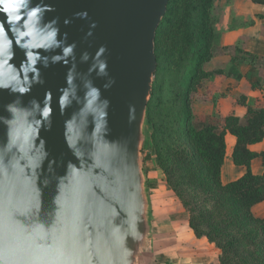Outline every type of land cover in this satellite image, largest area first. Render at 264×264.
<instances>
[{
  "label": "water",
  "instance_id": "water-1",
  "mask_svg": "<svg viewBox=\"0 0 264 264\" xmlns=\"http://www.w3.org/2000/svg\"><path fill=\"white\" fill-rule=\"evenodd\" d=\"M45 3L55 8L54 12L46 13L45 22L60 18L61 33L68 32L69 43L77 42L78 61L81 51L94 54L99 46H107L109 72L116 79L112 89L103 93L112 102L111 133L97 138V151L93 152L87 143L91 137L85 132L82 150L86 158L78 164L66 149L62 130L64 119L79 106L74 103L65 116H60L57 103V89L65 86L70 65L55 64L47 69L38 65L45 84L34 86L23 100L25 104L33 97L42 100L45 90H52L54 126L51 132L42 131L41 135L47 142L48 160L56 162L49 165L45 161L43 168L26 179L29 174L20 168L21 157L15 146L2 148L8 143V136L7 127L0 124V170L4 172L0 178V256L28 264H147L156 246L143 144L158 67L155 39L169 0H45ZM84 10L89 14L88 20L74 18V13ZM65 18L72 19V23L65 26ZM91 21L97 27L85 40ZM15 51L13 63L18 66L24 54L19 48ZM87 68V64H78L81 72ZM103 82L95 79L97 86ZM79 94L82 96L83 92ZM14 98L7 90H0V115L8 116L3 105ZM129 104L137 107L132 124L128 123ZM86 116L87 113L79 118L82 128L87 123ZM18 124L22 138L26 126L23 119ZM114 140L120 144L108 143ZM68 160L81 169L76 177L66 176ZM38 224L48 237L43 247H37L29 237Z\"/></svg>",
  "mask_w": 264,
  "mask_h": 264
},
{
  "label": "trees",
  "instance_id": "trees-1",
  "mask_svg": "<svg viewBox=\"0 0 264 264\" xmlns=\"http://www.w3.org/2000/svg\"><path fill=\"white\" fill-rule=\"evenodd\" d=\"M215 2L169 0L155 39L158 67L146 125L156 168L189 212L196 235L215 243L221 264H264V218L253 212L264 201V172L251 168L255 158L264 164V152L249 148L264 139V107H250L247 123L230 115L223 127H199L190 102L191 92L211 75L205 64L220 38ZM227 131L237 137L234 162L247 171L224 183Z\"/></svg>",
  "mask_w": 264,
  "mask_h": 264
},
{
  "label": "clouds",
  "instance_id": "clouds-1",
  "mask_svg": "<svg viewBox=\"0 0 264 264\" xmlns=\"http://www.w3.org/2000/svg\"><path fill=\"white\" fill-rule=\"evenodd\" d=\"M54 11L55 8L45 3V0H39V3L35 4L33 0H0V14H2L0 18V90H7L9 95L15 97L3 105L8 116L0 115V124L7 127L8 136V143L2 148L7 149L9 144L15 146V150L21 157L18 161L19 166L29 174L26 179H30L31 174H35L37 169L43 168L45 161L49 165L56 162L55 159L48 160L47 142L41 135L42 131L51 132L54 126L52 90L46 89L42 100L33 97L27 104L23 100L27 94L31 93L34 86L45 84L41 67L47 69L55 64L70 65L65 76V86L57 89L59 93L57 103L60 116H65L67 109L74 103L79 106L70 117L64 119L62 130L66 149L75 161H78V164L86 158V153L82 150L86 143L84 141L85 132L91 137L87 143L91 144L93 152L97 151V138L108 136L111 133L109 110L112 102L103 93L112 89L116 84V79L109 72V62L105 55L108 48L106 45H101L94 54L87 50L81 51L78 61L77 42L69 43L68 32L61 33L60 18L57 16L45 22L46 13ZM73 16L81 20L89 19L86 10L76 12ZM63 23L65 26L70 25L72 19L65 18ZM96 27L97 23L91 21L84 37L85 40L93 35L92 30ZM14 44L15 48H19L24 54L18 66L13 63L16 57ZM41 50L48 55H44ZM78 64H87V71H79ZM93 74L95 79L104 81L101 86L96 85ZM81 91L82 96L79 94ZM136 111L135 104L128 105L129 124L135 121ZM85 113H87V123L82 128L79 118ZM21 119L26 126V132L22 138L17 130L18 121ZM108 143L119 145L120 141L114 140ZM91 158L94 162L95 157ZM78 164L73 160H68L66 176L79 175L81 169ZM3 175V170H0V178ZM29 237L36 242L37 247H43L48 239L39 224L31 229ZM0 264H28V262L5 260L0 256Z\"/></svg>",
  "mask_w": 264,
  "mask_h": 264
},
{
  "label": "crops",
  "instance_id": "crops-1",
  "mask_svg": "<svg viewBox=\"0 0 264 264\" xmlns=\"http://www.w3.org/2000/svg\"><path fill=\"white\" fill-rule=\"evenodd\" d=\"M217 5L221 9L216 23L220 38L213 58L205 65L211 75L199 86L201 98L195 102L200 126L212 123L223 127L230 115L247 123L250 107H264V0H216ZM225 141L221 176L228 183L242 177L247 168L233 159L237 137L227 131ZM249 148L264 152V139ZM251 168L255 174H262V159L255 158ZM148 177L150 185L155 177ZM158 185L159 191L151 196L156 251L147 264H221L220 249L191 229L189 212L172 197L173 190L166 181L160 180ZM253 212L264 218V201L255 204Z\"/></svg>",
  "mask_w": 264,
  "mask_h": 264
},
{
  "label": "rangeland",
  "instance_id": "rangeland-1",
  "mask_svg": "<svg viewBox=\"0 0 264 264\" xmlns=\"http://www.w3.org/2000/svg\"><path fill=\"white\" fill-rule=\"evenodd\" d=\"M215 7L216 8L214 9L213 17L217 18V20H218L219 19L218 17H220V14H221V11H220L221 9H220V6H218V5L215 6ZM219 12H220V14H219ZM217 44L214 46L215 49H216ZM215 49H214V52H215ZM199 91H200L199 88H197V90H194V91L191 92V94H190V102H191V107H192V110H193V113H194V116H195L194 123H195L196 126L200 127V124L202 123L201 122V117L199 116V113L196 111V108H195V102H197V99L201 98V95H200ZM149 134H150V129L146 125L145 126V135L146 136H145V140H144V144H143V165H144V170H145V173L147 174V177H148V175H151V176L153 175L155 177L154 180H152V182L150 183V185H149V177H148V185H149L148 187H149L150 199H151L152 198L151 196H155L156 194H154V193H157L159 191V189H158L159 185L158 184H159L160 180L163 181L164 179L161 176V173L156 168L154 150L152 148L153 146L151 144V141H150V138H149L150 137ZM158 177L160 179L159 181H158ZM172 197L178 199L176 197L175 193L172 194Z\"/></svg>",
  "mask_w": 264,
  "mask_h": 264
}]
</instances>
